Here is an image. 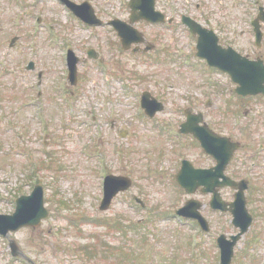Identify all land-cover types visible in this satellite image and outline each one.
Here are the masks:
<instances>
[{
  "label": "rangeland",
  "instance_id": "rangeland-1",
  "mask_svg": "<svg viewBox=\"0 0 264 264\" xmlns=\"http://www.w3.org/2000/svg\"><path fill=\"white\" fill-rule=\"evenodd\" d=\"M71 1L90 2L103 20L129 16V8L122 6L128 0ZM161 4L165 9L164 0ZM206 4L211 9L214 2L207 0ZM243 7L238 0H223L217 11L223 13L224 27L237 24L231 29L238 47L257 52L243 23ZM39 17L41 26L37 25ZM137 27L150 44L156 41V27L147 23ZM159 33L169 51L181 45L177 36ZM66 45L80 58L74 87L65 78L61 55ZM162 48L160 44L161 55ZM90 49L108 63L111 85L103 79V66L87 60ZM153 56L126 54L113 31L85 27L56 0H0V215H13L16 200L31 195L37 185L43 187L50 213L36 228L23 227L0 236V264H219L217 237L236 235L239 230L230 213L214 214L208 208L202 215L210 233H200L196 244L198 230L175 217V211L188 200H209L203 195H186L170 170L172 141L159 125L180 120L187 75L177 58L166 62L163 58L160 64ZM31 61L34 71L27 70ZM189 72L188 79L200 75ZM40 73L42 84L38 85ZM212 76L227 79L225 75ZM60 82L72 90L71 97L59 91ZM144 91L158 94L167 106L156 120L138 114ZM39 92H43L41 97ZM219 105L223 110L221 123L226 122L231 130L220 129L218 133L247 148L252 142L255 145L257 133L253 136L248 131L247 136L240 128L246 129L251 120V129H262L258 118H263L264 112L258 113L264 109V100L239 99L234 106H225V101ZM246 110L252 111V119L243 118ZM238 114L241 127L235 126ZM125 129L129 135L123 138L121 131ZM245 152L234 158L229 175L238 181L247 178V207L253 222L238 241L231 264H264V172L248 170L249 159L245 168L241 166ZM106 171L130 177L133 186L116 196L109 210L101 211L102 175ZM234 192L225 188L222 196L233 201ZM134 197L144 202V208L137 207L140 205ZM11 241L26 261L11 256Z\"/></svg>",
  "mask_w": 264,
  "mask_h": 264
},
{
  "label": "flooded vegetation",
  "instance_id": "flooded-vegetation-1",
  "mask_svg": "<svg viewBox=\"0 0 264 264\" xmlns=\"http://www.w3.org/2000/svg\"><path fill=\"white\" fill-rule=\"evenodd\" d=\"M182 1L164 0L165 9L161 4V0L154 1L156 10L164 15L165 22L163 24H151L157 28L153 37V40L156 41L153 44L149 43L145 35L143 38V36H139L138 33L129 30L126 26L123 27L122 32L116 31L115 25L121 26L122 22L125 25L131 22L130 10L128 17L111 16L112 18L109 17L106 20L102 19L104 23H102L100 27H88L103 28L107 29L109 32L113 31L117 35L122 51L124 50L126 54L129 53L132 54V56H139L141 54L147 55L148 53L154 54L152 57L153 60L155 63L160 64L163 58V62L168 61V59L173 61L177 58L183 65L185 69L184 71L187 75V79L184 80L187 95L185 97L184 108L181 112L182 116L179 117L180 120H173L172 123L166 122L164 125H159V127L161 132L169 133V138H171L170 140L172 141L169 152L174 153L173 158L171 159L173 161L170 170L173 173L175 180H177L181 174L193 179L206 178L208 184L206 183V186L198 188L194 196L203 195V198H208L209 200V203H203L199 200L201 203V213L209 208L214 214H216L220 211H215L211 208V201L213 200L214 195L207 191L212 192L219 190L222 194V190H224L221 187L223 183V173L227 177L235 180L229 175V169L234 164V158L238 156L239 153L247 150L245 152V158L240 159L242 167H246L245 161L248 162L246 159H249V165L246 167L248 170H253V173H255L260 169L264 172V113L263 118H258V121L263 122V124H261L262 129L255 131L250 128V126H252V121L250 120L253 116L252 111L246 110L245 113L242 114L243 118L249 119L250 122L249 125L246 126V129L240 128V130L246 131L247 136L249 132H252V135L255 136L253 132H256L257 134L254 138L257 137V143L255 145H252V142L247 148V146L233 140L231 137L218 133L220 129L231 130L226 122L221 123L220 118L223 116V110L219 105L221 101H225V106H234L237 105L239 99L245 102L255 99L264 100V94L247 97L239 96L236 92L238 88L237 84L228 75L223 74L217 68H213L216 66L223 51L237 52L252 62L262 61L264 63V0H238V4L244 6L243 8L245 9V12L243 13V23L245 25L246 22V27L252 37V44L254 48L257 49V52L252 53L238 47V38L234 34V30L232 31L231 29H236V23L230 24L231 28L224 27L223 13L217 11L218 7L219 9L222 8L223 0H211L214 2L211 9L209 7L207 9V0ZM84 3L90 2L84 1ZM122 6L123 8L128 7L125 2L122 3ZM146 8H148V6L144 9ZM94 11L95 12L93 13L89 6L80 9V13H83L84 15L93 16L94 14L98 19H101L95 9ZM116 20H119L121 23L116 22ZM79 22L85 27L87 26L83 22ZM92 22L97 23V19L95 20V18H92ZM146 23L147 22L145 21H141L137 23L135 27H137L138 24ZM137 29L139 28L137 27ZM159 30L165 35H168L169 38L174 37V35L177 36V42L181 43V45H178V48H173L172 51H169V45L165 43L166 39L164 40V35L160 34ZM241 35L246 36V33L242 31ZM122 40L126 41V44L128 45H125L128 49L124 48ZM173 42H175V40H173ZM160 44L163 46V55L160 54ZM66 46V48L72 50L71 45ZM72 52L74 51L72 50ZM90 56L95 57V59L87 60L97 61L100 64L104 63V65H108L105 60H102L103 58H100L99 53L93 51V49L88 50L87 57L89 58ZM78 62H80L79 57ZM106 69L108 76L104 81L106 84L111 85V76L107 66ZM191 70L196 71V73H199L200 75H196V79H188L191 77L189 72ZM212 74L225 75L227 79H216ZM65 78L68 79V76H65ZM40 80L39 85L42 84V76ZM120 82L124 83L125 79H120ZM123 88L126 89V87H122V89ZM58 89L60 92L63 91L64 94L67 95L69 93L70 97L72 96V90L66 87V83L64 84L63 82H60ZM42 93L43 92L39 93L40 97L42 96ZM138 107H140L138 113L139 116L146 118L149 116L153 118L152 120H156L155 118L157 116L167 111V106L159 95L156 93L152 94L149 91H144L140 95ZM70 109L72 112L73 109ZM142 109H144L145 113H140L142 112ZM261 112H264V109L260 110L258 114L260 115ZM226 113L224 116L229 119L227 116L228 113ZM239 114L234 117L235 126L237 127L242 126V123H239ZM183 129L195 131L194 133L196 134H182L181 131ZM219 137H227L231 141L239 143L240 147L236 151L232 145L222 147L223 144L222 141L218 139ZM217 157H222L225 160L227 158L230 159L229 163L225 165V168H223V162L219 164ZM167 170L168 169H163L162 172ZM242 180L248 181L246 177ZM184 192L186 195H189L187 191L184 190ZM226 202L229 203L231 201ZM193 222L197 223L196 221Z\"/></svg>",
  "mask_w": 264,
  "mask_h": 264
},
{
  "label": "water",
  "instance_id": "water-1",
  "mask_svg": "<svg viewBox=\"0 0 264 264\" xmlns=\"http://www.w3.org/2000/svg\"><path fill=\"white\" fill-rule=\"evenodd\" d=\"M66 1V0H65ZM67 2V1H66ZM68 3V2H67ZM141 4H143L142 0H132V5L134 8H140ZM69 6L73 7L74 5L71 3H68ZM89 6V5H83L81 8ZM75 7V6H74ZM93 12V11H92ZM84 17H82L87 22H92L93 16L84 15L81 13ZM225 55V54H223ZM239 60L238 65H231L227 59L222 58V65L220 66L221 69L228 71L232 74L233 78L240 84L239 92L241 94H251L253 92L252 87L256 89V94L258 92H264V66L261 62L254 63L250 62L246 59H242L239 56L235 55ZM75 72V71H74ZM76 75V72L73 74ZM195 132V131H193ZM196 134V133H195ZM224 146H228L229 141L227 139H222ZM229 161V159H228ZM226 163V162H225ZM225 166V164H224ZM184 177L181 176L178 178V181L181 186L185 187L189 190V192L194 191L198 185L206 184L205 180L203 178H197V179H190L189 181L186 179H183ZM111 185L115 184L114 190L112 192L106 191L105 193V199L102 203V210L108 209L110 206V203L112 201V198L119 193L120 191L127 190L131 182L129 179L124 178H112L110 180ZM191 185V186H190ZM223 185H230L232 187H236L237 184L230 180L229 178L224 176V183ZM246 189V185H242L240 187V192L236 195V202L232 204L233 207V214L235 216V225L241 226L240 222L246 221V223L241 226L242 227V233L235 238V243L240 239L242 234L246 233L248 228L250 227L252 223V217L248 215L247 209H246V200L244 197V190ZM215 201L214 206L219 207L222 210H227L226 205L221 202L220 196L215 193ZM37 197L38 199H36ZM33 202L35 205L34 209H30L26 207V203ZM223 203V204H222ZM218 204V205H217ZM39 209V211H38ZM189 208H184L180 211L181 214H187ZM48 217V212L44 209V202H43V194L42 189L37 188L34 192V195L32 197H23L18 201V207L17 211L13 216H4L0 215V233L7 234L9 229L16 230L17 228L21 226L26 225H32L34 227L41 224V220ZM204 223V221H203ZM235 243H232V247L235 245ZM15 245V244H14ZM16 246H14L15 248ZM230 246V248H227L226 251H224V254L226 255L227 259L224 258L225 264H230V261L233 257V248Z\"/></svg>",
  "mask_w": 264,
  "mask_h": 264
}]
</instances>
